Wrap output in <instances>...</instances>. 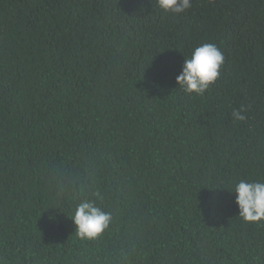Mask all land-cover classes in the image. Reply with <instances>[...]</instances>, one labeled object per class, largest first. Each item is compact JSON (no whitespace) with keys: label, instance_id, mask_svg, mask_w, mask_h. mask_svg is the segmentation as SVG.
Masks as SVG:
<instances>
[{"label":"trees","instance_id":"obj_1","mask_svg":"<svg viewBox=\"0 0 264 264\" xmlns=\"http://www.w3.org/2000/svg\"><path fill=\"white\" fill-rule=\"evenodd\" d=\"M205 43L224 63L189 94ZM241 179L264 182V0H0V264H264Z\"/></svg>","mask_w":264,"mask_h":264},{"label":"clouds","instance_id":"obj_2","mask_svg":"<svg viewBox=\"0 0 264 264\" xmlns=\"http://www.w3.org/2000/svg\"><path fill=\"white\" fill-rule=\"evenodd\" d=\"M164 11L183 12L191 7V0H157ZM224 54L211 43L196 47L191 58L185 61L177 82L185 92L203 94L220 75ZM233 117L243 120L240 111L234 110ZM236 203L240 218L245 222L264 221V182L239 180L235 184ZM72 219L76 225V236L81 240H95L108 227L111 216L94 206L92 202H81L75 209Z\"/></svg>","mask_w":264,"mask_h":264}]
</instances>
